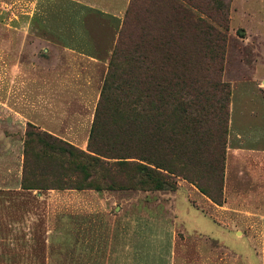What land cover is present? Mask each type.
<instances>
[{"label": "rangeland", "instance_id": "374dc122", "mask_svg": "<svg viewBox=\"0 0 264 264\" xmlns=\"http://www.w3.org/2000/svg\"><path fill=\"white\" fill-rule=\"evenodd\" d=\"M95 1L109 8L114 0ZM118 6L107 19L69 0H0V264H264V0ZM180 8L224 40L218 76L198 41L176 50L197 81L228 85L220 181L201 176L203 194L163 173L168 184L151 190L130 167L104 175L92 166L95 190L21 189L25 132L34 127L85 151L115 47L120 65L136 43L153 62L156 40L171 33Z\"/></svg>", "mask_w": 264, "mask_h": 264}, {"label": "trees", "instance_id": "16d2710c", "mask_svg": "<svg viewBox=\"0 0 264 264\" xmlns=\"http://www.w3.org/2000/svg\"><path fill=\"white\" fill-rule=\"evenodd\" d=\"M179 14L171 33L155 39L159 48L153 62L148 59V51L136 43L128 62L120 65L115 62L120 46L115 47L85 151L36 132L27 124L32 130L25 132L21 189L95 190L94 182L87 181L92 166L104 175L110 167H130L142 180L141 185L151 190H161L168 184L163 173L181 177L203 194L207 192L198 182L201 176L208 174L220 181L228 85L218 77L197 81L187 64L178 61L176 50L184 54L182 50H190L189 45L198 41L204 52L215 58L218 76L224 40L202 18L182 8ZM219 16L226 21L223 10ZM210 144L213 153L208 150L213 148ZM64 157L69 159L65 166L56 164ZM209 199L220 205L213 197Z\"/></svg>", "mask_w": 264, "mask_h": 264}, {"label": "crops", "instance_id": "0c3cea01", "mask_svg": "<svg viewBox=\"0 0 264 264\" xmlns=\"http://www.w3.org/2000/svg\"><path fill=\"white\" fill-rule=\"evenodd\" d=\"M38 3H43V2H47L48 3V0H35ZM61 1V0H60ZM69 1H72V2H78L84 6H86V10H89V11H98L99 14L101 15H105L104 18H107V19H110L111 16H115V15H107L108 13L107 12H117V10L119 9V6L117 8V0H114L112 3L110 2H107V1H111V0H107V4L109 5V8L105 7L104 8H98V7H94L95 6V3L96 1L95 0H69ZM105 13V14H103ZM250 106V105H249ZM249 106L248 105H244L243 106V109L246 111H248L249 109ZM230 127V126H229ZM232 132V131H231ZM232 134V133H231ZM230 137V135H229ZM227 151L228 152H240V151H248V150H244V149H238V148H233L231 145H227ZM168 264H174V261L170 259V261L168 262Z\"/></svg>", "mask_w": 264, "mask_h": 264}]
</instances>
